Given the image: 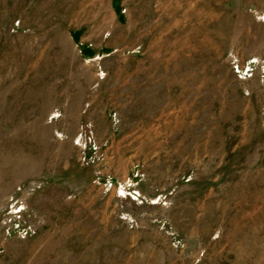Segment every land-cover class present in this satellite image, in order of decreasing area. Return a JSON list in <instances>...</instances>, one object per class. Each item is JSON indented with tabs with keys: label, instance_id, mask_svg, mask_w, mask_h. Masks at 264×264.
Wrapping results in <instances>:
<instances>
[{
	"label": "rangeland",
	"instance_id": "obj_1",
	"mask_svg": "<svg viewBox=\"0 0 264 264\" xmlns=\"http://www.w3.org/2000/svg\"><path fill=\"white\" fill-rule=\"evenodd\" d=\"M0 264H264V0H0Z\"/></svg>",
	"mask_w": 264,
	"mask_h": 264
}]
</instances>
